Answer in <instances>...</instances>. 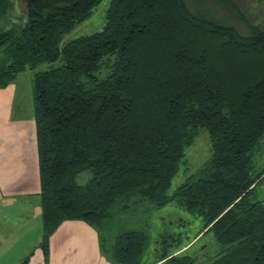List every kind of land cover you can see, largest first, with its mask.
<instances>
[{"label": "trees", "instance_id": "obj_1", "mask_svg": "<svg viewBox=\"0 0 264 264\" xmlns=\"http://www.w3.org/2000/svg\"><path fill=\"white\" fill-rule=\"evenodd\" d=\"M214 1L249 35L187 0H111L101 31L68 42L102 0H24L22 24L1 26L0 89L34 72L46 263L57 229L83 221L111 264H194L191 242L148 262V234L126 228L175 202L204 222L194 241L212 232L222 246L211 264H264V26ZM10 12L0 0V21ZM201 132L210 158L169 196Z\"/></svg>", "mask_w": 264, "mask_h": 264}, {"label": "crops", "instance_id": "obj_2", "mask_svg": "<svg viewBox=\"0 0 264 264\" xmlns=\"http://www.w3.org/2000/svg\"><path fill=\"white\" fill-rule=\"evenodd\" d=\"M23 75L0 89V264H21L31 253L29 264H111L97 232L83 221H66L57 229L45 262L36 239L42 202L33 84H24ZM23 86H29V97Z\"/></svg>", "mask_w": 264, "mask_h": 264}, {"label": "rangeland", "instance_id": "obj_3", "mask_svg": "<svg viewBox=\"0 0 264 264\" xmlns=\"http://www.w3.org/2000/svg\"><path fill=\"white\" fill-rule=\"evenodd\" d=\"M11 12L9 18L0 23L2 27H12L13 24H22L25 17L24 0H10ZM111 0H102L97 5L87 20L77 24L75 28L64 37V42L76 39L80 36L91 35L99 32L105 25L106 11ZM242 12L248 19L260 26H264V2L261 0H238ZM187 5L191 12L206 19L222 24L234 26L242 35H249L247 26L238 18L232 17L218 2L214 0H187ZM20 15H23L20 16ZM19 16V17H18ZM13 19V20H12ZM12 21V22H11ZM11 25L9 26V24ZM2 51L0 50V56ZM48 66H41L39 70H46ZM32 75V78H27ZM20 77V76H19ZM34 80V72L28 70L21 78V81L28 83ZM20 83V82H19ZM23 84V83H22ZM21 92L29 97V86H23ZM206 132H201L192 147L187 149L185 157L180 166L178 174L172 181L168 195L173 193L184 184L188 178L192 177L210 158V143ZM90 171L83 172L78 176V183L85 185L91 179ZM260 196L264 199V185L260 188ZM139 211L135 216L128 217L126 228L146 232L149 236V245L145 258L150 263L156 261L158 256L175 253L179 247L191 244L185 255L191 256L194 264H211L222 250L212 232L202 234L197 240L195 237L204 228L203 220L177 206L175 202H169L159 208H154L149 204ZM43 231V227H42ZM42 240L41 235L36 237Z\"/></svg>", "mask_w": 264, "mask_h": 264}]
</instances>
